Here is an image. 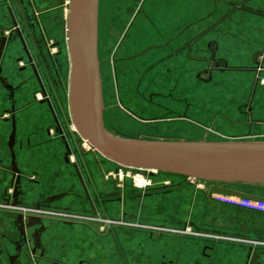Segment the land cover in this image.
<instances>
[{
    "label": "crops",
    "instance_id": "0c3cea01",
    "mask_svg": "<svg viewBox=\"0 0 264 264\" xmlns=\"http://www.w3.org/2000/svg\"><path fill=\"white\" fill-rule=\"evenodd\" d=\"M36 1L40 7V2L51 0ZM12 3L10 0L11 22L10 12L17 19L23 4L14 0L15 9ZM69 4L66 1V32ZM106 4L107 0H98V57L101 41L109 38L113 46L116 41L117 33L103 32L109 15L108 10L104 12ZM141 6L115 46L121 60L117 74L122 100L146 120L124 112L119 115L139 123L152 136L147 140L201 141L195 130L199 135H251V141L264 136V0H143ZM99 70L103 91L105 75L103 78L100 60ZM16 97L18 107L27 101L22 102L24 96L19 93ZM7 108L1 90L0 123H9ZM43 111L30 107L17 114L16 130L20 128L21 137L30 141L19 145L16 135L13 150L21 153L16 165L26 195L29 179L35 181L32 187L38 195L24 202L33 206L52 196L56 208L81 210L83 192L74 170L63 160V144L51 137L39 139L43 132L50 136L46 124H29L30 119L43 117ZM113 117L110 113L111 121ZM11 127L0 124V165L11 160ZM173 131L176 137H171ZM178 132L189 136L182 138ZM76 157L73 153L71 159ZM3 178L0 172V196L9 185V178L2 182ZM242 197L264 203L257 196ZM239 203L215 200L206 190L177 184L171 192L145 201L148 219L137 221L132 232H123L121 244L130 254L131 264H246L250 248L257 254L255 264H264V209ZM168 209L172 212L166 217L170 222L161 221V212ZM187 222H192L193 229L185 231ZM150 230L161 232V237L149 239ZM82 239L87 248L84 257L92 264L118 263L109 238H100L90 230ZM205 245L213 247L211 257H202Z\"/></svg>",
    "mask_w": 264,
    "mask_h": 264
},
{
    "label": "flooded vegetation",
    "instance_id": "af4514ba",
    "mask_svg": "<svg viewBox=\"0 0 264 264\" xmlns=\"http://www.w3.org/2000/svg\"><path fill=\"white\" fill-rule=\"evenodd\" d=\"M8 1L10 2V0ZM27 5L29 6L27 9L35 14L36 22L29 23L27 18H24L25 25L24 27L19 25V32L15 28L10 32H5V38H7L4 54L5 80L2 82L5 83V104L9 106L6 109L9 112L7 122L12 126V135L13 124L17 129V114L23 113L33 106L43 107V117L39 118L45 120V123L49 120L53 122L46 124L49 137L63 144L65 148L63 160L75 172L83 192L85 205L81 210L70 207L56 208L53 206L54 197L52 196L36 201L33 206L26 205L25 199L38 197V195L32 187L35 182L32 179L27 181V186L30 188L26 195L23 189L24 178L21 174L18 196L16 200L9 199V196L15 194L11 166L14 150L12 152L9 147L10 163L0 165V172L4 175L2 182L9 178V185L5 186L7 192L4 189L0 196V264H92L84 257L87 248L82 239L85 232L90 230L98 237H107L112 241L117 264H131L130 254L121 244L122 233L132 232L137 221L148 219V216L144 215L145 209L149 207L144 204L147 199L154 195L171 192L177 187V184L168 183V186L151 184L147 189L139 190L134 187L129 188L128 184L124 183L120 188L116 186L115 182L106 180L105 161H101L97 157H92V160L86 157L85 152L80 148L81 142L77 141V137L72 131L73 123L69 103L71 65L67 32L64 39L59 38L60 32H57L55 28L57 21L54 11L58 10L59 6H50L44 8L43 11L40 10L36 0H28ZM103 10L102 6V12ZM106 10L105 6L104 12ZM21 11L23 12V10ZM16 20L18 22V18ZM108 23L106 20L103 32H112L113 26ZM107 39V42L103 43L99 40V60L103 78L105 75V84L103 85L105 126L109 120L111 121V110L124 112L132 118L145 121V118L130 109L122 100L117 74V66L121 61L118 56V45L113 47L110 39ZM13 43L21 49L22 54L18 60L22 66L18 68L17 72L12 69L8 72L6 57ZM1 65L0 63V74L4 72ZM28 81L29 85L36 88L32 92V103L34 104L28 103V106L18 107L16 95L18 91L23 92L22 89L25 85L27 86ZM111 85L114 92L110 90ZM66 90L67 94H65ZM16 135L17 130L13 145ZM65 142L71 149L69 162L65 160L67 151ZM73 153L77 154L74 161L71 159ZM156 176L152 175V180L156 179ZM100 186L109 189H100ZM183 186L192 185L183 184ZM22 207H34L40 212H31L21 209ZM188 227L193 229L192 222H187L184 225L185 231ZM147 236L149 239L153 238V234L150 232H147ZM158 237H161V234ZM211 251H213V247L205 245L201 251L202 257H211ZM256 255L253 251L252 256L255 257L253 264L257 262ZM252 258L250 261L253 260Z\"/></svg>",
    "mask_w": 264,
    "mask_h": 264
},
{
    "label": "water",
    "instance_id": "95a60500",
    "mask_svg": "<svg viewBox=\"0 0 264 264\" xmlns=\"http://www.w3.org/2000/svg\"><path fill=\"white\" fill-rule=\"evenodd\" d=\"M4 3L9 5L8 0H4ZM69 3L67 23L71 65L69 103L73 133L78 142H88L104 158L122 166L206 181L264 185V140L213 142L147 140L123 138L109 131L104 122L99 70L98 0H69ZM10 16L13 27L19 32V24L13 11L10 12ZM6 40L7 38L3 36L0 63ZM13 125L9 142L12 152L16 132L15 124ZM64 144L67 150L65 160L69 162L71 149L67 142ZM15 158L13 152L11 166L15 194L9 196V199L16 200L21 175ZM218 190L234 196H245L234 191ZM5 191L7 192V189ZM252 252L253 248H250L247 264H253L255 257L252 256Z\"/></svg>",
    "mask_w": 264,
    "mask_h": 264
},
{
    "label": "rangeland",
    "instance_id": "374dc122",
    "mask_svg": "<svg viewBox=\"0 0 264 264\" xmlns=\"http://www.w3.org/2000/svg\"><path fill=\"white\" fill-rule=\"evenodd\" d=\"M23 4H21V10H23V12L21 10H19L18 8H16L17 6L14 3V0H11V3L13 5H11L12 8L18 9L17 12V18H18V23L20 26L24 27L25 25V21L24 18L28 20L29 23H35L36 19H35V14H33V12L27 8H29L28 4V0H21ZM68 0H51L49 3H41L40 2V10H43L46 7H49L50 5H55V6H59L58 10L54 11L55 15V19L57 21V27L56 30L59 33V38H65L66 36V17H67V12L65 9V3ZM143 0H107V4L108 5V13L111 16H107L106 20L107 22H110V20H112V26H113V30L112 32L115 34L114 38H116V41L114 42V46L115 43L118 41V39H120L121 37V33L127 31L129 28V23L131 18H133V16H135L137 9L140 8V5L142 3ZM20 2V0H19ZM127 3V4H126ZM26 4V6H25ZM122 4V5H121ZM61 7V8H60ZM9 10H10V6L7 5L6 3H4V0H0V38L1 36L5 35V32H10L11 29H13V25L12 22L9 18ZM44 11V10H43ZM51 14V15H52ZM109 17V18H108ZM109 24V23H108ZM113 46V47H114ZM22 54L20 47L13 43L10 46V49L8 51L7 57H6V67H7V71L9 72V70H13L14 72L17 70H19L18 68L22 66L21 63H19L18 57ZM3 68H4V72H2L0 74V91L3 90L5 92V83L2 82L3 80H5V55L3 56ZM28 77V75H26ZM65 83L67 81L66 77L64 78ZM19 81V80H18ZM28 83V84H27ZM27 86L25 85L22 89V93L20 91H18L19 94H21L22 96H24L22 102H24V100L26 99L27 101L23 104H20V107L23 106H28V103L34 104L32 103V92L36 89L33 85H29V81L27 82ZM16 84V82H15ZM17 85V84H16ZM110 90L111 92H114V89L112 87V85L110 86ZM65 94H67V90L65 91ZM36 107L38 110H40V107L38 106H33ZM41 110H43V107H41ZM111 116L113 117V121H110L108 123H106V128L115 133L116 135H119L120 137L123 138H131V139H147L150 136V134H148L145 130H143L141 128V126H139V123L137 124L134 123L133 121L131 122L130 119L127 120V117H123L122 114L121 116L119 115L120 113H118V111L115 110H111L110 111ZM114 114V115H112ZM119 115V116H118ZM1 123H4L5 128L9 127V123H5L3 121H1ZM0 123V124H1ZM52 124L53 122L51 120H49L48 122L45 123V120L40 119V118H33L29 120V124H31V127H44V124ZM110 123V124H109ZM132 123V124H130ZM113 124V125H112ZM135 124V125H133ZM112 126V127H111ZM12 129V127H11ZM115 129V130H114ZM74 130V127H73ZM196 133L195 135L196 138L200 139L201 141H251L253 136H230V135H223L221 136L220 134H203V135H199L200 131L195 130ZM17 134H18V140H19V145L20 142H22L24 145H28V140H25L26 138L23 139V136L21 137V130L20 128L17 130ZM176 132L173 131V134H171V137H176L173 136L175 135ZM166 135V134H164ZM178 135L184 136L182 138H187L189 135H185L182 132H178ZM187 136V137H186ZM49 138L48 134L46 132H43L40 134L39 139H45V138ZM170 137V136H168ZM179 137V136H178ZM261 138H259V140H264V136H260ZM47 138V140H49ZM30 141V140H29ZM56 143H53V145H55ZM81 148H83L86 157L87 158H91L92 157H97L100 158L101 161H105L106 162V169H105V174H106V180L107 181H113L116 183L117 187H122L124 183H127L129 188H133L134 185L132 184V181L130 180V178L126 179L125 181H120L118 178L116 179L113 175H110L111 173H113L114 171H116L117 169L121 168V165L112 162L106 158H104L100 153H98L94 148L92 147H88L85 146V143L81 142L80 144ZM57 147V146H56ZM52 147L51 149L49 148L48 153H53L52 151ZM54 151V150H53ZM15 156H16V162L21 161V153L20 151L15 152ZM18 159V160H17ZM109 164V165H107ZM123 171L125 172V174H129L132 173L131 170L129 168H123ZM158 177H157V176ZM153 176H156V179L154 178L152 180V185L154 186H168L167 184H172V185H176V184H191L192 186H194L196 189H201V190H206L208 192V194L212 195L213 198L215 200H223L225 202L227 201H231L232 203L235 204H240L239 202H242V204H246L255 208H260L261 210L264 209V203L261 202H257L255 200H247L246 198L242 197V196H234L232 194H228L225 192H221L218 189L221 190H225V191H234V192H238V193H242V194H249L251 196H257L260 198L264 199V185H254V184H244V183H226V182H214V181H206V180H201V179H196V178H191V177H184L181 175H174V174H168V173H162V172H158L154 173ZM28 177V176H27ZM26 177V178H27ZM29 178V177H28ZM113 187V186H112ZM135 188V187H134ZM237 197V198H236ZM235 201H239V202H235ZM171 210H164L163 212H161V221L164 220V222H170V220H168L166 217H171ZM168 220V221H166ZM150 233L153 234L154 237H158L159 234H161V232L158 231H154V230H150ZM164 240V239H163Z\"/></svg>",
    "mask_w": 264,
    "mask_h": 264
},
{
    "label": "built area",
    "instance_id": "2783aa9c",
    "mask_svg": "<svg viewBox=\"0 0 264 264\" xmlns=\"http://www.w3.org/2000/svg\"><path fill=\"white\" fill-rule=\"evenodd\" d=\"M85 143V146L91 147L88 142L82 141ZM123 168H129L132 173L125 174ZM157 173L155 170H146V169H137L128 166H122L121 168L117 169L110 175H113L116 179L118 178L120 181H125L126 179L130 178L132 184L136 189L145 190L152 184V175ZM250 200V199H247ZM31 212H37L36 210H30Z\"/></svg>",
    "mask_w": 264,
    "mask_h": 264
},
{
    "label": "bare ground",
    "instance_id": "6f19581e",
    "mask_svg": "<svg viewBox=\"0 0 264 264\" xmlns=\"http://www.w3.org/2000/svg\"><path fill=\"white\" fill-rule=\"evenodd\" d=\"M5 50V49H4ZM3 54H4V51H3ZM162 173H165V172H162ZM175 175V174H174Z\"/></svg>",
    "mask_w": 264,
    "mask_h": 264
},
{
    "label": "trees",
    "instance_id": "16d2710c",
    "mask_svg": "<svg viewBox=\"0 0 264 264\" xmlns=\"http://www.w3.org/2000/svg\"><path fill=\"white\" fill-rule=\"evenodd\" d=\"M245 195H247V196H251V195H249V194H245Z\"/></svg>",
    "mask_w": 264,
    "mask_h": 264
}]
</instances>
